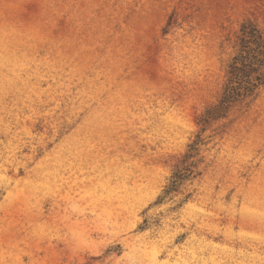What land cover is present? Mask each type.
Listing matches in <instances>:
<instances>
[{"label": "rangeland", "instance_id": "374dc122", "mask_svg": "<svg viewBox=\"0 0 264 264\" xmlns=\"http://www.w3.org/2000/svg\"><path fill=\"white\" fill-rule=\"evenodd\" d=\"M264 0H0V264H264V85L221 118Z\"/></svg>", "mask_w": 264, "mask_h": 264}, {"label": "trees", "instance_id": "16d2710c", "mask_svg": "<svg viewBox=\"0 0 264 264\" xmlns=\"http://www.w3.org/2000/svg\"><path fill=\"white\" fill-rule=\"evenodd\" d=\"M264 85V32L251 22L242 23L237 50L232 56L220 97L206 109L203 123L221 118L232 105L256 95Z\"/></svg>", "mask_w": 264, "mask_h": 264}]
</instances>
